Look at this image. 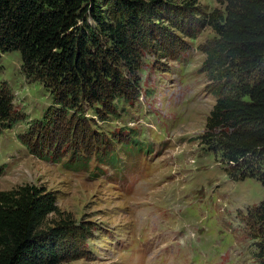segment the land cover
I'll list each match as a JSON object with an SVG mask.
<instances>
[{"label": "rangeland", "instance_id": "374dc122", "mask_svg": "<svg viewBox=\"0 0 264 264\" xmlns=\"http://www.w3.org/2000/svg\"><path fill=\"white\" fill-rule=\"evenodd\" d=\"M162 1L141 17L132 65L110 56L116 84L105 80L74 107L60 103L63 87L56 95L24 74L18 51L0 52V89L12 99L0 191L54 194L59 213L44 226L66 215L72 223L55 244L57 264H264L250 217L264 186L231 178L233 165L202 141L218 97L254 75L214 57L209 21L222 0ZM97 3L105 20L118 18L113 0Z\"/></svg>", "mask_w": 264, "mask_h": 264}, {"label": "trees", "instance_id": "16d2710c", "mask_svg": "<svg viewBox=\"0 0 264 264\" xmlns=\"http://www.w3.org/2000/svg\"><path fill=\"white\" fill-rule=\"evenodd\" d=\"M170 1V0H166ZM164 1V2H166ZM141 0H113L117 19L105 20L97 0H0V52L18 51L21 70L58 95L60 103L77 106L87 90L101 88L114 77L108 60L134 61V42L143 36L141 17H155V6ZM224 11L210 25L219 41L214 57L235 62L240 80L229 95L218 97L210 111L202 141L215 147L236 172L264 186V0H222ZM90 16L95 24H88ZM97 31L109 38L110 51L100 45ZM99 99L96 98V101ZM11 95L0 89V128L11 121ZM65 107V106H64ZM59 213L52 192L33 185L0 191V264H57L55 244L70 232L68 215L44 226ZM264 255V200L250 213Z\"/></svg>", "mask_w": 264, "mask_h": 264}]
</instances>
